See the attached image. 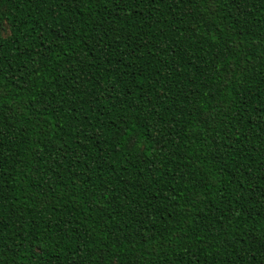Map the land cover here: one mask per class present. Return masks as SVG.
<instances>
[{"label":"trees","instance_id":"trees-1","mask_svg":"<svg viewBox=\"0 0 264 264\" xmlns=\"http://www.w3.org/2000/svg\"><path fill=\"white\" fill-rule=\"evenodd\" d=\"M0 264H264V0H0Z\"/></svg>","mask_w":264,"mask_h":264}]
</instances>
